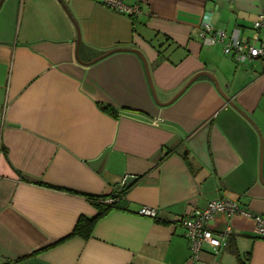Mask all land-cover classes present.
I'll list each match as a JSON object with an SVG mask.
<instances>
[{"label": "crops", "instance_id": "crops-1", "mask_svg": "<svg viewBox=\"0 0 264 264\" xmlns=\"http://www.w3.org/2000/svg\"><path fill=\"white\" fill-rule=\"evenodd\" d=\"M123 1L141 13L0 0V264H264L253 217L217 213L196 261L180 222L223 197L264 212V60L199 38L206 11L251 37L264 0ZM201 72L221 91L202 74L174 99ZM128 175L119 205L73 234Z\"/></svg>", "mask_w": 264, "mask_h": 264}, {"label": "built area", "instance_id": "built-area-1", "mask_svg": "<svg viewBox=\"0 0 264 264\" xmlns=\"http://www.w3.org/2000/svg\"><path fill=\"white\" fill-rule=\"evenodd\" d=\"M105 5L120 13L137 17L141 13L140 4H126L123 0H101ZM255 33L243 39L240 28H235L231 34H228L225 28L216 27L212 22V12L206 11L203 14L199 38L205 45L213 46L221 42L224 45V52L240 65L248 64L256 59L264 60V11L253 23ZM3 115V114H2ZM119 196H111L106 202L114 203L119 200ZM225 212L229 216L236 214H245L251 216L256 221V233L264 237V212L254 214L243 208L240 203L228 197L214 199L208 202L203 208H194L189 215L181 217L180 222L185 227V236L189 240L192 251L191 259L196 261L207 243H213V229L211 221L217 213ZM140 213L157 217L158 210L154 207L144 206ZM231 234L230 228L222 233L220 247L228 245ZM219 251V250H218Z\"/></svg>", "mask_w": 264, "mask_h": 264}, {"label": "trees", "instance_id": "trees-1", "mask_svg": "<svg viewBox=\"0 0 264 264\" xmlns=\"http://www.w3.org/2000/svg\"><path fill=\"white\" fill-rule=\"evenodd\" d=\"M101 107L113 114V115H117V111L116 109L109 105V104H101ZM134 184H130V185H124L123 187H119L120 189L117 190V192H115L112 196H119V200L114 202V203H109L106 202L105 200L108 199L109 195H91V198L93 199V201L96 203V205L98 206L99 212L96 216L89 218L86 216H81L78 223L76 224V227L74 229V233L73 234H81V235H88L93 227V224L96 220V218L102 214H104L106 211H108L110 208L112 207H116L119 205L120 200L122 199V195L125 194Z\"/></svg>", "mask_w": 264, "mask_h": 264}, {"label": "water", "instance_id": "water-1", "mask_svg": "<svg viewBox=\"0 0 264 264\" xmlns=\"http://www.w3.org/2000/svg\"><path fill=\"white\" fill-rule=\"evenodd\" d=\"M121 50V49H120ZM202 74H208V75H210L213 79H214V81H215V83H216V85H217V87L220 89V91H221V88H220V85H219V82H218V80H217V78L212 74V73H210V72H201V73H199V74H197V75H195L188 83H187V85L183 88V89H181L176 95H175V97H174V99H176L185 89H186V87L192 82V81H194L198 76H200V75H202ZM173 99V100H174ZM136 176L135 175H128L126 178H125V180H124V182H123V184H121V185H119L120 187H123L124 185H130V184H133L134 182H135V180H136Z\"/></svg>", "mask_w": 264, "mask_h": 264}]
</instances>
